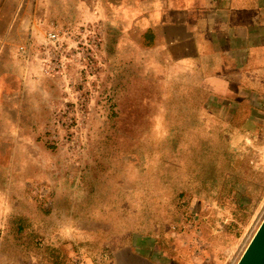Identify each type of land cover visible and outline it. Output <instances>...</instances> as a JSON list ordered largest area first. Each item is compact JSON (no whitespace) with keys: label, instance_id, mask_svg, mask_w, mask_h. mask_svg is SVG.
<instances>
[{"label":"rangeland","instance_id":"1","mask_svg":"<svg viewBox=\"0 0 264 264\" xmlns=\"http://www.w3.org/2000/svg\"><path fill=\"white\" fill-rule=\"evenodd\" d=\"M77 13L43 25L61 43L32 53L42 93L0 89V264H102L122 234L165 264L194 236L201 264H236L264 217V130H238L198 75Z\"/></svg>","mask_w":264,"mask_h":264},{"label":"crops","instance_id":"2","mask_svg":"<svg viewBox=\"0 0 264 264\" xmlns=\"http://www.w3.org/2000/svg\"><path fill=\"white\" fill-rule=\"evenodd\" d=\"M0 0V62L7 86L20 94L21 79L44 81L33 52L45 43L46 20L76 18L112 22L124 43L145 46L162 59L200 77L214 100L226 102L241 116L238 130H264V0ZM28 53L22 54L20 47ZM5 79V78H4ZM1 80V79H0ZM5 81V82H6ZM23 82V83H24ZM130 234L107 241L102 264H165ZM136 239V238H135ZM202 238L184 243L174 264H201Z\"/></svg>","mask_w":264,"mask_h":264},{"label":"water","instance_id":"3","mask_svg":"<svg viewBox=\"0 0 264 264\" xmlns=\"http://www.w3.org/2000/svg\"><path fill=\"white\" fill-rule=\"evenodd\" d=\"M236 264H264V217Z\"/></svg>","mask_w":264,"mask_h":264},{"label":"built area","instance_id":"4","mask_svg":"<svg viewBox=\"0 0 264 264\" xmlns=\"http://www.w3.org/2000/svg\"><path fill=\"white\" fill-rule=\"evenodd\" d=\"M21 5H23L25 3L26 0H17ZM46 39H47V46H51V47H58L60 46L61 43V37L60 34L57 31H49L46 34ZM21 53L26 54V50H24V47H20L19 48ZM66 264H88L87 260L84 259V257L82 255H76L74 256L69 262H67Z\"/></svg>","mask_w":264,"mask_h":264},{"label":"bare ground","instance_id":"5","mask_svg":"<svg viewBox=\"0 0 264 264\" xmlns=\"http://www.w3.org/2000/svg\"><path fill=\"white\" fill-rule=\"evenodd\" d=\"M260 223H261V222H260ZM258 226H259V225H258ZM257 228H258V227H257ZM257 228H256V230H257ZM256 230L254 231V233L256 232ZM254 233H253V235H254ZM253 235H252V236H253ZM251 238H252V237H251ZM249 241H250V240H249ZM243 251H244V250H243Z\"/></svg>","mask_w":264,"mask_h":264}]
</instances>
